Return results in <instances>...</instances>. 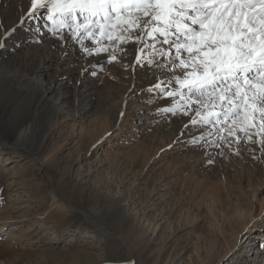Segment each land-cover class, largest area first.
<instances>
[{"label": "rangeland", "instance_id": "1", "mask_svg": "<svg viewBox=\"0 0 264 264\" xmlns=\"http://www.w3.org/2000/svg\"><path fill=\"white\" fill-rule=\"evenodd\" d=\"M171 52L168 58L172 67L165 76L176 74L178 69L175 49ZM183 56L187 58L186 53ZM157 58L154 57L153 64L158 62ZM29 79L34 81L31 76ZM91 82V77L86 78L85 84L77 86L78 93L68 100L67 105L71 106L73 98L77 100L80 96L79 104L87 110L80 118L60 116L48 123L46 119L52 114L55 96L45 95L37 102L39 108L42 106L43 120L36 134L40 136L45 129L49 136L37 152L38 160L30 152L39 147L37 142L31 143L28 151L20 145L8 144L0 133V264H127L132 258L135 263L143 264H264V154L249 157L246 170L254 173L259 169L258 185L252 195H245L244 203L251 205L246 211L249 218H245V224L224 254L235 246L237 249L227 261L226 257L217 259L214 251L207 253L202 237L209 231L220 239V228L232 233L229 227H234L235 221L231 224L228 219L231 208L212 204L209 191L215 182L205 184L194 176L181 183L183 176H171L170 172L166 176L170 186L156 192L154 185L146 187L147 171L163 154L164 147L156 154L154 150L146 154L144 147L151 139L167 143V136L160 138L158 124L146 121L145 105L139 107L137 102H126L119 124L97 137L99 131L94 126L99 127L105 120L109 125L107 104L123 102L121 96L109 102L104 94L108 88L100 86V90H94ZM41 83V87L48 88L47 82ZM3 92L0 85V94ZM21 92L26 96L29 90L21 89ZM174 93L177 103L186 102L189 111H194V100H188L180 90ZM20 100L15 102L21 103ZM30 101L31 98L26 100ZM152 107V113L161 115ZM13 112L8 119L17 122L24 111ZM170 123L165 122L175 125L174 121ZM256 126L252 124V130ZM199 130L205 136V128ZM205 137L210 140L212 135L207 132ZM236 139L237 136L228 138V143L235 144ZM260 141L249 140L248 145L264 149ZM168 163L159 162L153 172L159 175ZM249 181L246 172L241 181L245 191L251 190L254 183ZM59 189H67L74 203L66 206L59 202L56 197ZM170 193L184 194L186 202L174 204ZM200 200L202 206H196ZM120 211L123 225L117 221ZM129 229L134 230L131 241L124 236Z\"/></svg>", "mask_w": 264, "mask_h": 264}, {"label": "bare ground", "instance_id": "2", "mask_svg": "<svg viewBox=\"0 0 264 264\" xmlns=\"http://www.w3.org/2000/svg\"><path fill=\"white\" fill-rule=\"evenodd\" d=\"M62 2L67 4L71 0H62ZM80 3H84L89 9L100 7L96 3H85V0H80ZM28 7L29 0H0V40H2V46H0V85L4 88V92L0 94V133L5 142L15 147L20 145L28 151H30L29 145L37 142L39 147H35L30 152L38 160L37 152L46 143L49 136L45 129L40 136L38 134L39 137L36 134L37 128L43 120V112L40 110L42 106L39 108L37 102L43 99L45 95L55 96L54 102L51 104L52 114L46 119L48 123L60 116L63 118H80L87 111L84 107L81 108V103L79 104L80 96L77 100L73 98L71 106L67 104L72 94L78 93L77 86L85 84V79L88 77H91L92 86H90H94L92 89L100 90V86L108 88L107 93L105 91L104 94L110 99L109 102L115 101L119 96H121L123 102L122 105H114V103L113 106H110L111 103L107 104L110 110L109 125L105 120L99 124V127L94 126L96 132L99 131L97 137L119 124L120 114L126 106L124 103L137 102L139 107L145 105L146 111L143 114L146 121L150 120L158 124L157 132L161 135L160 138L167 136L168 140L167 143L165 141L162 144L152 142L151 139L148 145L144 147L146 154L153 150L156 154L164 147L163 154L153 162L151 169L149 168L147 171L145 186L154 185L153 190L155 192L162 187L170 186L171 184L166 177L170 172L171 176H183L181 183H184L187 177L192 180L194 176L204 181L205 184L215 182L216 185L209 191L212 196L211 202L213 205H220L222 208H225V206L231 208V216L228 219L231 224L235 221V226L231 227L230 225L229 230H232V233L228 234L226 233L227 230L220 228L219 231L222 235L220 239L209 231L204 234L202 239L205 240L204 245L208 247L207 253L214 251V256L217 259L226 257L225 261H227L235 252L237 246L230 249L226 254H224L225 250L229 249L235 240V234L245 224V218L246 220L249 218L246 211L250 209L251 205L244 203L245 195H252L256 191L254 187L258 185L259 169H256L254 173H249L246 168L248 162H250L249 157L257 156L261 152V154H264V149L260 150L259 147L248 145L249 140L253 142L254 139L257 140L258 138L261 143H264V127H262L259 114L256 115L255 120L249 122L244 119L243 110L241 109V116L229 115L227 123H224L222 114L231 107L227 105L226 101L221 104L216 100L215 106H213L215 98L210 100L205 95L199 98L207 102V106H205V104L196 102L197 97H193L191 100H194L196 105L194 104L195 109L192 112L189 111L190 107L188 109L186 102L177 103L176 98L168 96L167 93L180 90L184 96H187V88L181 87L179 78L182 71H190L191 69L178 68L177 73L172 76H165V73L161 74L156 68V64L168 65L170 64L169 58L168 54L163 56L157 54L155 49L168 48L169 46L161 45L159 41L163 37L156 34L153 38L152 35L148 34L152 29H146L143 25L139 29L130 27L127 31H124L127 25L123 21L128 17L123 13L119 19L109 18L107 20L104 19V12L99 15H91L90 11H85L84 15L81 16L78 4L75 18L66 23H61V20L64 19L61 16L63 9L53 13L51 6H49L47 9L40 10L38 18H26L21 22L19 18L26 12ZM120 7V5H117L115 11H120ZM133 7H135V3L128 6L131 16L133 18L136 16L142 17V11H132ZM108 11H112V9L109 7ZM113 15H115V12H113ZM9 29H12V31L4 36L3 32ZM169 39H174V37L170 36ZM12 46H16L17 49H13ZM137 47L142 49L140 53H137ZM86 48L91 49V52H86ZM96 49H107V51L97 52ZM125 50H127V55H124ZM112 56H115L116 59L112 60ZM156 56L159 57L157 58L159 60L151 67H137L134 62V57H139V62L144 64V57L154 61ZM177 62L179 63V59ZM109 65H112V69ZM123 67H126L125 72L122 71ZM174 75L176 79L173 83H163L165 79L172 80ZM29 76L34 81L29 79ZM158 78L161 87L153 88V91L149 92L148 89L157 84ZM41 82H47L45 86H48V88L43 87V85L41 87V84H43ZM95 84L98 87H95ZM55 87H57V90ZM41 88H45V90L43 91ZM21 89L29 90L28 94L24 96ZM161 89L163 95H161ZM41 90L43 93H41ZM91 95L89 96L90 99L93 97ZM19 96L23 103L15 102L20 100ZM29 98H31V101L26 102ZM153 105L158 111L162 108H172L173 111L161 112V115L156 112L152 113ZM63 106H66L65 109H63ZM16 110L24 112L17 122H13L8 118ZM214 113H221V115L217 117ZM204 118H207L209 123H203ZM168 120L171 123L174 121L172 124L175 125H166L165 122ZM190 120L197 123L191 124L189 123ZM252 124L257 125V129L252 130L254 129ZM185 125L188 126L185 127ZM200 126L211 133L210 140L205 137L207 132L204 136L203 132L199 130ZM229 132L233 134L229 135ZM236 136L238 139H236V142L234 141L235 144L228 143V138L232 139ZM195 137L201 138L190 143ZM248 137H251V139H247ZM199 145H203V147ZM141 147L140 150H142ZM135 153L137 154L138 151ZM209 160L212 162L209 163ZM159 162L169 163L158 175L153 171L155 165ZM246 172L249 182H254L249 191L244 190L241 182ZM161 177L164 178L159 184ZM252 178L253 181H251ZM150 193L147 195L149 196ZM194 194L193 191L192 196ZM170 195H173L170 200L174 204L186 202L183 199L184 194L170 193ZM56 197L59 202L66 206L74 203L67 189H59L56 192ZM201 200L196 202L195 205L202 206L203 201ZM211 207V205L208 206V209H212ZM123 218V213L120 211L118 224H122ZM209 223V226L212 227L213 224ZM203 227L205 231V226ZM133 232V229L126 231L124 233L125 239L131 241ZM244 233L245 231L242 232V234ZM219 252H221L220 255H218ZM135 264L143 263L138 261Z\"/></svg>", "mask_w": 264, "mask_h": 264}, {"label": "snow or ice", "instance_id": "3", "mask_svg": "<svg viewBox=\"0 0 264 264\" xmlns=\"http://www.w3.org/2000/svg\"><path fill=\"white\" fill-rule=\"evenodd\" d=\"M85 3H96L100 7L89 9L80 0H71L63 3L62 0H29V7L19 18L20 21L36 19L41 9L51 6L53 13L61 11L64 19L61 23L75 18L77 5L80 15L90 11L91 15H99L104 12V19H119L123 13L128 18L123 21L128 28H151L148 32L155 38L156 34L163 37L159 41L168 48L155 49L159 55H172L171 49H175L179 63L175 67L191 69L182 71L179 82L182 88H187L188 99L197 97L198 103L207 102L199 99L207 95L210 100H218L221 104L225 101L230 105L224 116L227 123L229 115L241 116L243 110L244 119L249 122L255 120L259 114L262 127H264V0H85ZM135 3L132 11L141 12L142 17L133 18L128 6ZM120 5V11H115ZM112 11H108V8ZM115 12V15H113ZM54 18V17H53ZM47 26V25H45ZM3 32L7 36L9 32ZM174 39H169V37ZM2 46V40H0ZM107 49H96L99 51ZM91 52V49H85ZM137 53L142 49L137 47ZM183 53L187 54L184 58ZM127 50L124 55H127ZM112 60L116 57L112 56ZM139 57H134L137 67H151L154 61L144 57L145 63L139 62ZM171 64L157 63L156 68L161 74L170 71ZM95 75V73H94ZM176 79H165L163 83L171 84ZM161 82L148 89L160 88ZM161 95L163 90L161 89ZM168 96H174V92H168ZM160 112L173 111L172 108L159 109ZM199 114V113H198ZM217 117L221 113H214ZM189 123L196 124L194 120ZM203 123H209L204 118ZM188 125H185L187 127ZM229 132V135H232ZM201 137L193 138V143ZM247 139H251L248 137ZM203 147V145H199ZM212 161L209 160V163ZM127 264H135L128 261Z\"/></svg>", "mask_w": 264, "mask_h": 264}]
</instances>
